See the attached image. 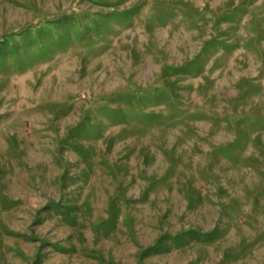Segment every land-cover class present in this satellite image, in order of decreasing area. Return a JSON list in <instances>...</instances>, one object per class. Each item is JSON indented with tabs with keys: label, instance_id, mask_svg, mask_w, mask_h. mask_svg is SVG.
<instances>
[{
	"label": "rangeland",
	"instance_id": "obj_1",
	"mask_svg": "<svg viewBox=\"0 0 264 264\" xmlns=\"http://www.w3.org/2000/svg\"><path fill=\"white\" fill-rule=\"evenodd\" d=\"M0 264H264V0H0Z\"/></svg>",
	"mask_w": 264,
	"mask_h": 264
}]
</instances>
